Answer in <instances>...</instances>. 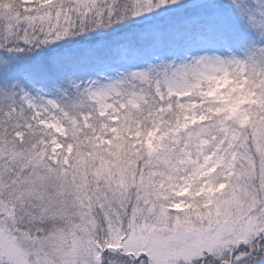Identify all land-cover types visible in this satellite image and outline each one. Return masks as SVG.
Returning <instances> with one entry per match:
<instances>
[{"label": "snow or ice", "instance_id": "obj_1", "mask_svg": "<svg viewBox=\"0 0 264 264\" xmlns=\"http://www.w3.org/2000/svg\"><path fill=\"white\" fill-rule=\"evenodd\" d=\"M0 264H264V0H0Z\"/></svg>", "mask_w": 264, "mask_h": 264}]
</instances>
